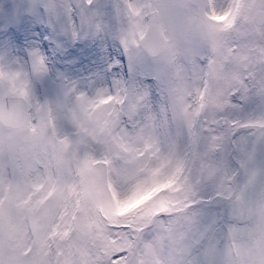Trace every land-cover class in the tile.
I'll return each instance as SVG.
<instances>
[{
	"label": "clouds",
	"instance_id": "1",
	"mask_svg": "<svg viewBox=\"0 0 264 264\" xmlns=\"http://www.w3.org/2000/svg\"><path fill=\"white\" fill-rule=\"evenodd\" d=\"M0 264H264V0H0Z\"/></svg>",
	"mask_w": 264,
	"mask_h": 264
}]
</instances>
